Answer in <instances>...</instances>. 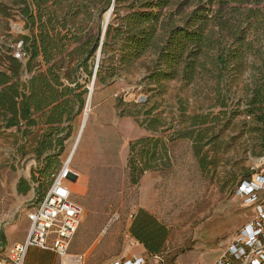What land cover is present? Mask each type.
<instances>
[{
	"label": "rangeland",
	"instance_id": "rangeland-1",
	"mask_svg": "<svg viewBox=\"0 0 264 264\" xmlns=\"http://www.w3.org/2000/svg\"><path fill=\"white\" fill-rule=\"evenodd\" d=\"M21 1L0 0L5 10V14L0 13V51L13 57L20 49V38L32 33L20 14ZM26 1L30 4L31 0ZM79 2L59 0L54 9L62 16L69 12V5ZM88 7L86 13L73 9L69 26H83L102 34L111 6L103 13L96 12L92 5ZM194 8L171 6L163 10L161 19L172 15V21L180 25ZM258 9L264 23V3ZM112 19L111 14L109 22ZM251 23L247 31L251 50L245 54L240 72L233 77L227 73L220 82L202 76L191 84L180 79L161 82L163 88L149 84L145 78L153 68L152 53L106 84L95 81L96 54L89 61L92 77L86 81L85 74L77 73L83 86L80 91H86L85 102L58 157L60 170L75 147L69 168L79 178L68 186L72 200L84 212L67 264H79L77 256L82 257L81 264L147 257L143 245L130 233L139 211L167 231L161 251L164 264H212L252 217V208L235 194L239 181L260 170L262 157L256 123L245 114L257 70L264 64V25ZM28 77L24 72L20 79L24 82ZM154 119L159 121L156 129L150 123ZM65 127L55 132V141L67 133ZM45 130L39 125L24 136L17 129H4L0 121V246L4 238V251L17 237L26 235V214L39 203L35 196L30 198V192L18 193L19 181L45 188L46 179L39 172L46 155L37 160L34 153ZM180 133L191 137L180 139ZM144 138L160 139L171 165L145 172L132 186L126 167L129 145ZM36 252H30L27 261L36 258ZM41 263L60 264L50 253L41 258Z\"/></svg>",
	"mask_w": 264,
	"mask_h": 264
},
{
	"label": "trees",
	"instance_id": "trees-1",
	"mask_svg": "<svg viewBox=\"0 0 264 264\" xmlns=\"http://www.w3.org/2000/svg\"><path fill=\"white\" fill-rule=\"evenodd\" d=\"M51 1L52 5L48 6ZM58 1L31 0L29 4L22 0L20 14L32 33L20 38V59L0 51V121L3 128L17 129L24 136L39 125L46 128L34 149L37 160L46 155L42 160L45 166L39 172L46 179V185L35 188L37 202L43 199L59 171L58 157L64 151L72 123L85 102L86 91H80L83 86L77 73L85 74L86 81L92 77L89 61L100 46V31L69 26L73 9L86 13L88 5H92L96 12L103 13L113 3V19L105 30L94 76L98 84L119 78L149 53L154 57L153 68L145 78L149 84L163 88L161 82L175 79L191 84L202 76L220 82L227 73L233 77L240 72L245 54L251 50V43L247 42L251 21L257 26L264 25L258 9L264 0H80L69 5V12L62 16L54 9ZM192 5L195 8L180 25L172 21V15L161 19L163 10L171 6L181 9ZM0 13L5 14L1 3ZM24 72L29 77L22 82L20 78ZM245 114L256 123L263 156L264 64L257 70ZM150 123L156 129L159 121L154 119ZM63 125L67 133L55 141V132ZM178 137L191 136L180 133ZM170 165L168 150L160 139L144 138L129 145L126 167L132 186L138 184L145 172ZM31 181L35 183L36 179L33 177ZM17 190L19 194H26L29 191L27 182L20 180ZM130 233L143 245L148 256L158 257L164 264L161 251L167 231L162 225L139 211ZM3 243L4 238L1 239L2 247Z\"/></svg>",
	"mask_w": 264,
	"mask_h": 264
},
{
	"label": "built area",
	"instance_id": "built-area-1",
	"mask_svg": "<svg viewBox=\"0 0 264 264\" xmlns=\"http://www.w3.org/2000/svg\"><path fill=\"white\" fill-rule=\"evenodd\" d=\"M21 58L19 52L15 55ZM79 175L69 168V163L57 172L43 199L26 214L29 223L23 243L8 247L0 264H26L28 253L39 250L52 253L60 264L66 259L72 240L81 224L83 209L72 200L68 184ZM235 194L244 205L252 208V217L232 237L226 250L212 264H264V155L260 170L249 180L240 182ZM81 264L82 257L77 256ZM109 264H161L158 257L115 259Z\"/></svg>",
	"mask_w": 264,
	"mask_h": 264
},
{
	"label": "crops",
	"instance_id": "crops-1",
	"mask_svg": "<svg viewBox=\"0 0 264 264\" xmlns=\"http://www.w3.org/2000/svg\"><path fill=\"white\" fill-rule=\"evenodd\" d=\"M27 184H28V186H29V190H30V187H31V191H28V192H30V193H29L30 198H33V197L35 196V188H34V185H33V184L30 185L29 183H27ZM28 227H29V223H28ZM27 232H28V229H27ZM27 232H26V235H27ZM26 235H25V236H24V235H21V237H17L16 240L12 241V244H11V245H13V244H18V243H23L24 240H25V238H26ZM3 244H5V243H3ZM11 245H10V246H11ZM3 247H4V245H3ZM5 250H6V249H5ZM32 251H34V250H31L30 252H32ZM4 252H5V251H4ZM47 253H49V252H43V251H39V250H37V252L34 253L36 258H33V259L29 260V261L26 260V264H42V263H41V258H42V259L45 258L46 255H47ZM50 254H52V253H50ZM28 255H29V254H28ZM52 255H53V254H52ZM1 257H3V255H0V258H1ZM27 258H28V257H27ZM1 259H3V258H1Z\"/></svg>",
	"mask_w": 264,
	"mask_h": 264
},
{
	"label": "water",
	"instance_id": "water-1",
	"mask_svg": "<svg viewBox=\"0 0 264 264\" xmlns=\"http://www.w3.org/2000/svg\"><path fill=\"white\" fill-rule=\"evenodd\" d=\"M112 11H113V3H112V6H111V8H110V10H109V15H108L107 19L104 21L103 26H102V27H103V31H102V34H101V37H100V46H99V48H98L97 51H96V55H97V63H98V61H99L100 47H101V45H102V41H103V37H104V33H105V30H106L107 25H108V23H109V20H110V16H111ZM96 69H97V65H96V68H95V71H94V76H95V73H96ZM91 95H92V91L89 92L87 99H88V98L91 99ZM3 251H4V248H3L2 246H0V255L3 253Z\"/></svg>",
	"mask_w": 264,
	"mask_h": 264
},
{
	"label": "bare ground",
	"instance_id": "bare-ground-1",
	"mask_svg": "<svg viewBox=\"0 0 264 264\" xmlns=\"http://www.w3.org/2000/svg\"><path fill=\"white\" fill-rule=\"evenodd\" d=\"M108 15H109V12H107V14L105 15V20L107 19V17H108ZM104 20V21H105ZM103 21V22H104ZM92 91V87H90V92ZM89 103H90V99L88 98L87 99V110H88V108H89ZM87 110H86V113H87ZM85 117H86V114L84 115ZM87 118V117H86ZM85 119V118H84ZM82 128V127H81ZM79 152V151H78ZM74 155H75V147L72 149V151L70 152V154H69V156H68V161H67V163H71V161L73 160V158H74ZM82 219H83V217H82Z\"/></svg>",
	"mask_w": 264,
	"mask_h": 264
}]
</instances>
